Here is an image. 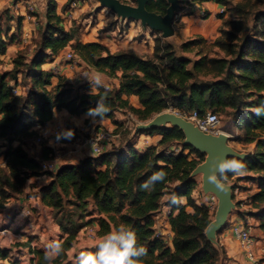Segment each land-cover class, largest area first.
Here are the masks:
<instances>
[{"label":"trees","instance_id":"obj_1","mask_svg":"<svg viewBox=\"0 0 264 264\" xmlns=\"http://www.w3.org/2000/svg\"><path fill=\"white\" fill-rule=\"evenodd\" d=\"M215 2L224 7V12L218 14L222 23L213 42L197 36L182 42L177 54L171 44L156 36L152 57L142 58L132 51L110 53L98 42L79 43L71 30L61 26L55 1L47 0L45 24L37 31L32 54L28 57L19 52L12 60V69L0 73V140L6 141L2 152L6 167L0 168V208L10 198L23 194L27 180L49 178L39 186L37 196L51 210L63 243V253L53 264H70L67 252L80 231L92 222H97L96 233L102 237L121 226L134 230L138 243L147 248L142 264H218L224 258L223 248L206 235L211 223L209 209L192 198L197 184L191 174L204 162L205 155L184 145V134L178 128L144 129L143 134H158L161 139L142 153L132 146L110 148L76 165L60 166L54 173L40 170L39 162L50 159L43 146L38 158L22 147V141L35 135V127L49 122L54 111L86 115L100 100L109 111L96 120L111 119L118 127L113 120L118 110L128 111L141 121L166 111L181 115L195 111L199 116L228 112L241 132L236 139L254 145L252 153L241 158L247 166L244 179L256 183V190L245 202L250 206L248 217L264 233V116L258 117L253 111L264 104V0ZM167 7L166 0H147L145 4L148 12L162 16ZM15 20L19 31L21 18ZM6 40L0 37V58L14 34L6 35ZM207 45L222 55L210 54ZM67 47L96 72L110 78L121 72L118 89L96 86L94 93L85 86L83 91L62 77L52 86L53 75L42 66ZM187 54H193L194 59ZM19 74L30 83L26 94L12 92L18 87ZM130 96L138 98L140 108L129 104ZM16 142L18 145L12 146ZM173 144H180V150L166 153ZM192 154L195 159H190ZM160 170L167 173L166 179L150 192L142 189L141 185ZM234 176L229 173L228 179ZM172 194L183 198L185 204H173L169 199L165 202L172 232L168 243L155 237L154 217L164 205L163 197ZM90 216L93 218L86 220ZM23 249L29 264H46L44 251L31 248L30 243ZM97 250H90V254ZM17 251L20 253V249ZM10 256L8 251L0 252L1 259L11 260Z\"/></svg>","mask_w":264,"mask_h":264},{"label":"crops","instance_id":"obj_2","mask_svg":"<svg viewBox=\"0 0 264 264\" xmlns=\"http://www.w3.org/2000/svg\"><path fill=\"white\" fill-rule=\"evenodd\" d=\"M54 1L56 3V14L62 21L65 20V23L67 18L72 20L77 19L84 10L83 6H77L74 10H64L63 7L66 5L68 0ZM227 1L235 3L239 0ZM12 5L13 4L9 3V0H0V12L6 10L14 19L16 17L21 18L23 32L27 31L32 34L33 38H36L37 31L45 24V7L38 8L36 12L28 18L24 17V13L21 8L16 10ZM221 7L223 6L211 0L209 2L194 3L193 6L191 4L188 8H181L177 12L178 17L173 23V29L176 22L181 24L178 32H175L174 34V43H182L185 40L197 36L202 37L208 43L217 38L218 29L222 23V21L218 18ZM201 11L206 12L205 19L200 18ZM70 27L71 24H68V27L64 28V30L69 31ZM92 30H95V34H93L94 31ZM114 34V31L98 33L97 28H93L85 33H82L80 38L76 37V39L79 43L98 42L105 46L110 53L118 51H132L142 58L152 57L154 52V38L158 34H155V32H152L147 27L141 26V24L136 22L133 30L128 29L126 34L119 35L117 39L112 36ZM138 34L142 35L140 41L133 40V38ZM25 48L26 46H21L16 41H13L7 46L6 56L9 57L18 50H23ZM29 49L32 52L33 47ZM67 50L68 47L60 52L58 56L52 57L51 60L46 61V63L42 66L43 70L52 73V86L58 82V77H62L65 78L74 88H84L85 86H88L89 90L95 93L96 86L94 84L91 85L90 82L93 81L97 74H99L103 81L101 87L118 89L121 72H117L114 77L110 78L105 74L96 72L79 58H76L77 60H74L71 64H64L62 58ZM16 88L18 91L19 88ZM128 101L132 107L136 109L140 108V104L136 96H130ZM129 118H132V114L130 112L124 110L116 111L114 113L113 120L118 122L120 126L118 127L113 124L111 119L92 120L86 117V115L73 116L67 111L61 110L54 111L52 119L42 127H35L34 131L38 132L39 136H42L44 140V153L49 158L55 159L57 167L76 165L83 159L91 157L87 148L84 150L73 151L75 148L73 144L74 139L70 141L64 139L56 141V132L69 128L74 129L75 136L80 132L85 134L92 128H101L110 132H118L126 127ZM144 138L145 139L142 140V144H140L141 139H137L138 143L132 145V147L139 153L144 152L147 148L156 146L160 141L161 136L155 134ZM41 148L42 147L37 149V158L42 152ZM244 148L243 154L252 153L254 145H245ZM1 150L3 149H0V152ZM48 181L49 178L47 176L33 177L27 180L23 194L10 198L3 205V208L0 209V252L8 251L9 255H21L20 259H22L23 262L20 264L28 263L23 246L33 243L37 249L45 252L48 242L52 240H59L60 238V231L52 220L51 210L43 206L37 196V189L39 186ZM34 185L36 187H34ZM237 186L242 187L239 182ZM246 189V192L249 195L252 194L256 190V183L249 182ZM243 194L244 193H239V195L235 197V201H239L241 206L242 200L244 199ZM192 198L197 204H204L205 198L200 190L195 189L192 193ZM169 212L170 209L168 206H162L156 213L154 220L155 228H159L162 232L168 233L170 236L169 240H171L172 232L167 218ZM235 220H239L237 213L227 214L223 227L217 233L216 231L211 232L213 235L211 233L208 234V238L224 250V258H222L218 264H243L244 262L242 251L240 250L238 242L228 228ZM245 225L249 228L250 233L254 238V251L256 255L259 256L260 250L264 249V233L257 227V222L252 218L248 217ZM92 227L94 231L97 230L96 225L93 224ZM84 237L85 234L82 229L78 234L73 247L67 252L70 264H77L81 253L90 254V250L94 249L97 242L101 239L92 241L90 237ZM5 241H7V243H5ZM17 249H20V253ZM7 260L8 259L4 260L0 258V262L3 264H8ZM260 264H264V259L260 260Z\"/></svg>","mask_w":264,"mask_h":264},{"label":"rangeland","instance_id":"obj_3","mask_svg":"<svg viewBox=\"0 0 264 264\" xmlns=\"http://www.w3.org/2000/svg\"><path fill=\"white\" fill-rule=\"evenodd\" d=\"M119 1L124 3V4L130 5V6L136 5V2H134L132 0H119ZM231 1H233V0H231ZM196 3H198V2H196ZM235 3H233V4H235ZM77 6H83V9H84L83 12L79 15V17L75 20L67 18L66 23L64 22L65 20L62 21V23H61V26L63 28H66V27H68V24H71V27L69 28V30H71L73 35L76 36L77 38L78 37L80 38L82 33H85V32H87L93 28H97L98 33H105V32H109V31H114L115 34L112 36L115 39H117L119 37V35L126 34L128 29L133 30L134 26L136 25L135 21L128 22L126 20L123 21V20L117 18L110 10L101 7L96 0H68L66 5L63 7V9L64 10H74ZM228 15L229 14L227 12L226 18L228 17ZM12 18L13 17L8 14V11L3 10L2 12H0V37L2 38V40L7 41L6 35H7V37H9V36H11V34H14V40L13 41H16L21 46H24V47L26 46V48L23 50H18L17 52H15L13 55H11L9 57H7L6 54L4 56H2L0 58V60H1L0 73L7 72V71L12 69V67H13L12 60L16 57V55L19 52L27 53V56L32 54L34 49H32L31 53L28 51V49L32 48L36 43L37 35H36V38L31 39V44L29 43L28 40L22 39V33H23L22 26H20L19 31H16V20L15 19L17 17L15 19L14 18L12 19ZM200 18L205 19L206 14L204 17L201 16ZM138 24H140V23L138 22ZM180 26H181V24L176 22V24L174 25V34H175V32L176 33L178 32ZM92 31H94L93 34H95V30H92ZM218 31H219V29H218ZM24 32H27V31H24ZM155 34H158L157 36H159V38H161L162 42L171 44L173 46L175 53H177V54L180 53L179 46L181 43H177V42L174 43V41H175L174 34L171 37L165 38V39H162V37L159 33L155 32ZM218 36H219V32H218ZM141 38H142V35L138 34L133 38V40L140 41ZM211 42H213V41H211ZM10 44L11 43H9V45ZM209 45H207L208 47L206 46L205 49H207L210 54L215 53L216 55H219V56L222 55L220 51H218L216 48H210ZM68 52L71 54L73 53V51L70 47H68V50L65 52V54ZM186 56H188L190 59H194L193 54H187ZM74 60H77V59L75 58ZM62 61L64 64H71L72 63V62H66L64 60V56L62 58ZM17 82H18L19 94H26L27 90L30 88L29 81L23 80L21 78V75L19 74ZM10 85H13V83L10 82ZM82 89H83V91H86L85 88H82ZM164 113H173V111H166ZM217 115H218V118L220 119L221 134H224L228 138V146L231 149H233L235 152H237L238 154L244 155L243 150L245 149L244 148L245 145L236 139L237 136L238 135L240 136V134H241L239 127L235 126L234 122L231 121V119L228 115V112L219 113ZM154 117H152L150 120H152ZM150 120L141 121L136 116H134L132 114V118L128 119V121H127L128 124L126 125V127L119 130L118 132L112 131V135L114 136V139H113V144L111 145V148L132 146V145L138 143L137 139H141L140 144H142V140L145 139L144 137H146L148 135L143 134L142 131L144 129H142L141 127L146 125ZM159 127L170 128L169 125H161ZM36 136H39L38 132H36L35 135L32 136L31 138H27V139H24L22 141V145H23L24 149L27 152H29L30 155H32V156H37V149L44 145V141L40 146H37L36 144L33 143V137H36ZM2 142L3 141H0V145H2ZM17 144H18L17 142L13 143V146H16ZM180 148H181L180 144H173L165 152L166 153H169V152L177 153L180 150ZM184 153L187 154V151H185ZM195 158H196V156L194 154H192L190 156V159H195ZM244 176L245 175L238 176V177H232V178L228 179V181L226 183H227V185H231L232 187H236L238 182L241 183L242 187H239L240 188L239 193H244L243 194L244 199L242 200V206H241L239 201L238 202L235 201V197H237L239 195V193H238V195L235 196L231 192L232 200H231V205H230V209H229L228 214L237 213L239 220L245 224L246 219L248 218L247 213L250 210V206L248 204H246V202H245L246 197L249 195L246 192V190H247L246 188H247L250 181H248L247 179H244ZM191 179L193 181H195L197 184L196 190H200V192L204 195V198H205L204 204L206 206L208 205L207 208L210 211L211 223H213L215 220V214H216V210H217L218 199L212 192H204L202 190V187H201V185H202V173L191 174ZM34 187H36V186L34 185ZM211 195L215 196V198H216V202L213 201L212 204H210V201L208 200V196H211ZM167 200H168V195H165L162 199V201L164 202V205H162V206H166L165 202ZM181 204H185V200ZM188 211H190V209H188ZM0 214H1V212H0ZM91 218H93V216L86 217V220H89ZM93 224L96 225L97 230H98L99 226H98L97 222H92L91 225L85 227V229H83V230H84L85 237H89L88 230L92 229L91 231L94 233V236L91 239H92V241H96V239H100V238H102V236L97 235V233H96L97 230L94 231V229L92 227ZM219 230H217L216 233ZM165 241H168V240L165 239ZM168 243H169V241H168ZM34 248H36V247H34ZM25 256H26V260L28 262V254H26ZM20 257H21V255H19V256L18 255H11L10 258H11L12 262H9V264H20L21 262H23L22 259H20ZM27 264H29V262Z\"/></svg>","mask_w":264,"mask_h":264},{"label":"water","instance_id":"obj_4","mask_svg":"<svg viewBox=\"0 0 264 264\" xmlns=\"http://www.w3.org/2000/svg\"><path fill=\"white\" fill-rule=\"evenodd\" d=\"M102 7L110 10L117 18L123 21H136L141 26L147 27L152 32H157L162 38H169L174 34L173 23L175 12L178 9V0H166L168 7L165 14L157 15L145 9L147 0H135L136 5L130 6L119 0H97ZM169 125L178 128L184 134V145L192 147L197 152L204 154L205 160L192 174L202 173V190L212 192L218 199L215 221L208 226L206 235L221 229L229 212L232 200V186L228 185L227 191L220 190L215 184L209 182L208 176L213 171V164L219 159H241L244 157L228 146V138L224 134L218 136L205 135L198 131L190 122L174 115L161 113L156 115L142 129Z\"/></svg>","mask_w":264,"mask_h":264},{"label":"clouds","instance_id":"obj_5","mask_svg":"<svg viewBox=\"0 0 264 264\" xmlns=\"http://www.w3.org/2000/svg\"><path fill=\"white\" fill-rule=\"evenodd\" d=\"M95 86H102L103 81L99 74L90 82ZM109 108L102 100L97 101L94 108L88 109L86 117L95 120L97 117L103 118ZM256 116H264V104L257 106L254 110ZM75 137L74 129H62L55 133L56 141L72 140ZM213 171L209 174V182L215 184L220 190L227 191L228 174L243 176L247 172V166L241 159H219L213 164ZM167 173L163 170L154 172L141 188L145 191H152L156 183L163 182ZM173 204H181L183 198L172 194L168 197ZM7 243V241H5ZM95 254L81 253L78 264H142V258L147 255V248L138 243V238L134 230L126 227L114 228L111 232L102 237L96 244ZM63 243L60 240H52L47 243L44 253L46 264L53 262L62 255Z\"/></svg>","mask_w":264,"mask_h":264},{"label":"built area","instance_id":"obj_6","mask_svg":"<svg viewBox=\"0 0 264 264\" xmlns=\"http://www.w3.org/2000/svg\"><path fill=\"white\" fill-rule=\"evenodd\" d=\"M9 3L13 4L12 6H14L16 10L21 8L23 10L24 17L30 18L31 15L34 14L38 8L46 7L47 0H9ZM194 3L196 2H194L193 0H178V9L175 12L174 20L178 17L177 12L181 8H188L191 4L193 6ZM223 12H224V7H221L219 10V14ZM205 14H206L205 11H201L200 17L201 16L204 17ZM22 39L28 40L29 43L31 44V39H33V36L29 32H23ZM29 52H31L30 49ZM75 58L76 57L73 55V53L71 54L68 52L64 55V60L66 62H73ZM12 92L14 94H19L17 88H14ZM173 114L190 122L198 131H200L205 135L218 136L221 134L220 119L218 118V115L215 113L206 112L204 115L199 116L195 111H192L187 115L186 114L181 115L178 112L173 111ZM113 139L114 136L112 135V132L101 128H92L88 130L85 134L80 132L78 135L75 136L73 142L75 148L73 151L84 150L87 148L90 156L96 157L111 148V145L113 144ZM0 141H3L2 145H0V149H3L0 152V156H1L0 168H5L6 159L2 155V152L5 150L6 141L5 140H0ZM43 141L44 140L42 136L33 137V143L36 144L37 146H40L43 143ZM39 165H40V170L45 173H54L58 168L55 163V159L53 158H50L49 160L46 161H40ZM239 190L240 188L236 186V187H232L231 192L236 196L238 195ZM208 200L210 201V204H212L213 201L216 202V198L213 195L208 196ZM228 228L231 234L237 240L240 250L242 251L244 258L243 264H260V260L264 259V249L260 250L259 256L256 255L254 251L255 241L250 233L249 228L240 220H235L229 225ZM91 230L92 229L88 230V234L90 238L94 236V233ZM155 237L165 238L168 241L170 239L169 234L162 232L159 228H155ZM30 247L34 248L35 245L33 243H30ZM7 261L8 264L9 262H11L10 259H8ZM0 264L3 263L0 262Z\"/></svg>","mask_w":264,"mask_h":264}]
</instances>
